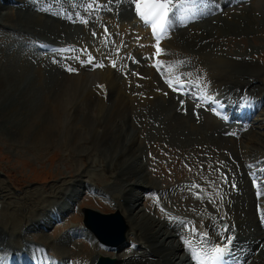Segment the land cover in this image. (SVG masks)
I'll return each instance as SVG.
<instances>
[{
	"label": "bare ground",
	"instance_id": "1",
	"mask_svg": "<svg viewBox=\"0 0 264 264\" xmlns=\"http://www.w3.org/2000/svg\"><path fill=\"white\" fill-rule=\"evenodd\" d=\"M204 1L206 0H202L200 4L196 5L199 9H191L190 11L192 12L182 9L180 18L174 20L175 22L173 24L176 27L174 40H171L169 46H166L168 47L167 49L164 50V47L161 49V60L158 61V65L162 71L168 75H171L174 69H183L180 68L179 65H184L189 69L201 67L202 72L206 73L207 71L203 69L205 65L209 73H211V78L209 79L218 82V84L214 86H220L226 93L227 98H225L222 104L218 103L216 99L218 98V94H215L212 90L219 89L218 87L198 91L192 84H190V89L195 91V96L188 94L186 98H190L192 101L191 98L198 97V101L193 100L192 102L188 101L185 103L182 101L183 96L181 97L180 94L171 91L161 79L156 85L154 82L158 75L155 69H144L142 65L138 66V69L142 67L144 71L149 72V75L143 79L134 71L132 77L134 78L133 74H135L136 80H140V86H136L135 79L134 81H129L128 77H126L127 74H131L128 73L129 69L125 67L126 70L122 71L126 73L124 76L126 79L123 76H116L111 68H109L113 64V58L110 59L107 57V59H109L107 64H105L107 69L104 68L102 71H95L92 80L90 75L89 78L91 81H88V83H92L93 80L94 82L96 80L99 82L100 87L92 84L88 86V89L83 87L82 82L87 83V78L84 75L86 70L82 71V73L79 72L80 69L78 72L76 70V73L72 72L75 73V75L66 73L63 75L66 88L64 92L62 91L61 93V95H65V98L60 99L59 102L49 107L50 111L59 113L61 111V106L59 105L66 102L62 110L66 111L67 115L64 118L68 120L73 118V111H77L76 114H78L80 108H83L81 106L82 100L96 101L98 98L100 100V105L97 107V109H99L93 110L92 113L95 114L90 115V122L88 119L87 120L91 126L93 125V142H103V146L108 148L107 151L115 153V157H112L113 159L110 160L107 159L106 161L103 159V161L100 162V164L102 163L104 172H109L111 170V173H108L110 174L109 177L111 182L99 187L97 186V190H100L101 193L108 196L111 201H115L114 208L120 210L127 219V216L121 208L124 206L125 212L129 213H127V215H130L132 221V223L128 221L131 229H135L138 232L141 231V233L147 237L146 240L144 239L139 243L136 249L128 252L132 253L130 256L128 254L126 257L120 256L116 264H194L195 261L191 259L193 258V249L212 250L215 246H221V241H225V238L228 236L232 237L234 233H237V236L232 239L230 262L232 264H264V87H262L264 79L263 75L259 74L258 68L249 63L251 62L250 57L256 54V48L251 50L247 47L246 49L243 45H235L236 43L224 47L222 44L225 42L221 43L222 40H226L229 36H231V38L235 36L240 37L245 34L249 36L264 30L263 26L260 28V24L264 23V0H209V2L206 1L207 3ZM132 2L133 0H0V11L1 9H6L8 11L6 16L0 14V100L2 95L8 93L6 100L0 102V124L15 132L25 131L34 126L32 124L37 123V121H31L27 112L33 111V101L38 97L41 96L43 99L46 98V103L49 101L44 91L46 88H50L51 84H54L56 79H54L53 75H59L61 71L65 70L66 65L68 67L81 65L79 63H82L83 59L81 61V58L79 59L75 52L79 53L78 56H80L81 51H84L86 48H92L95 57L101 56V51L97 50L99 47H91V45L95 43H93L94 39L99 41L104 39V37L107 36L106 33H108L110 29L112 30L111 34H114L119 27L125 29L123 26L124 23L128 22L131 24L132 21L136 22L141 28L140 32H142L146 40L154 46L155 40L152 39L147 26L142 24L135 16L136 12ZM174 12H176V10ZM243 24L244 27H242ZM53 36L56 38H52ZM165 38L166 32L163 34L161 43H164ZM221 38L222 40H220ZM214 40L216 41L215 45H211L209 42H214ZM37 41L53 43L60 48L56 51L34 57V60L30 62L28 68L25 69L24 67H26L28 63H23L20 60L21 58L24 59L23 57L29 60V57L26 53H23V51H29L31 47V49L38 48L35 44ZM157 44H159V42ZM6 45L9 46L6 48ZM223 51L228 52L231 59L236 61V63L231 60L223 59L225 58ZM16 53H18L20 57H17L18 54ZM69 54H71L70 57L68 56ZM202 54H205L207 58L203 56L204 60H202ZM179 56H188L190 59L179 61ZM15 57H17V59L14 60ZM195 59H197L198 62L196 61L192 64V67L190 63ZM76 62L79 63L76 64ZM118 63L121 62L118 61ZM22 66L23 69H19ZM135 67L133 68L137 71V64ZM13 68H15V70H13ZM79 68H81V66ZM133 68L130 72H132ZM185 74L187 75L189 72L186 71ZM62 77L60 76V78ZM168 79L173 81V79L169 77ZM102 83H106L105 88ZM79 87L84 89L82 91L79 90L82 100L81 98L78 99L76 96L70 95L72 91H77ZM106 91L108 92V96L106 95ZM27 92H30L32 97L26 98ZM199 93L200 95L198 96ZM243 95L248 97L251 102L250 105L244 106L241 104L239 97ZM72 99L79 101V105H72L71 108L68 107L73 103ZM218 105H223L225 107L223 111L225 112V118H227L229 124L225 123L223 120L210 116V113L205 111L207 106L217 107ZM186 106L187 108H185ZM144 108L152 109L150 112L151 114L146 115ZM127 111L130 114L129 117L126 116L128 120L127 123H119L118 121V123H114V115L119 113L122 115ZM137 116L145 118L144 120L137 119ZM151 116L157 117H155L154 125L158 121L160 125L154 126L150 124L148 120ZM54 117L56 123L52 126L45 124V129L40 132L41 134H34L35 141H47L48 136L53 137V135H57V131L61 130L58 125L59 123L62 124V117H58V114L54 115ZM95 117L97 119V125L95 123ZM197 117H201L203 120L195 121ZM210 117L213 118V121H211ZM85 118L88 117L85 116ZM140 120L142 121L139 127L137 122ZM150 121L153 123L152 118ZM205 121L209 123H205ZM113 123L118 126L111 128V126H114ZM222 127L224 129H222ZM68 128H70L69 130L73 133L80 136L83 135V132L79 130L77 122L68 125ZM165 129L167 135L162 132V130ZM155 130L157 133L165 134L167 138L173 136V138H170L175 139L177 137L176 139L181 142L180 145H185V147L193 143H205L207 139L215 136L217 137L220 133L219 137L215 138V141L222 143L224 148L227 149L225 157L233 158L232 154L235 152L240 160L244 159V166H242L243 168H241V171H238L241 172L237 177L238 180L233 183L237 187L236 190L238 189L237 193L233 194L235 201L233 207H231L232 204L229 203L225 205V208L217 207L220 209L219 211L211 209L209 211L207 210L206 213L203 210V213L196 212L197 216H194L192 212H188L190 210L186 212L180 211L178 209L180 208V203L178 202L175 205L173 203L177 209L169 207L170 209L177 210L178 216L181 219H190L193 223L203 228L205 233L208 234L207 238H205V242L198 241L199 244L196 241L197 239L195 240V238L191 236L190 229H186V227L183 229L180 228V231L175 230L171 226L168 228V225H166L164 221L160 218L158 219L150 216L151 214L146 213V210L143 208L142 200H144L145 195H147L145 193L146 191L161 194V199L158 200L159 203V201H164L163 191L169 189L170 186H167L165 182L159 185L155 180L149 179L148 176L143 175V172H145L143 162L146 159L143 160L139 152L144 144L147 145V134L144 132L148 131V134H157L156 132L154 133ZM142 133H144V136H140ZM232 133L237 134L240 140L244 139L243 142L239 140L241 142L240 146H238V142L231 136ZM24 135L25 134H21L20 136ZM163 135L161 134V136ZM163 139L158 138L156 141H162ZM77 140L78 138H76V141ZM50 141L52 142L55 140L51 139ZM191 141L192 143H189ZM233 142L235 148H232V153V150L228 149V147L231 144L233 145ZM91 148L93 149L94 147L91 146ZM84 150L87 149L84 148ZM228 158H226V160ZM247 162L250 163L249 167H246ZM240 165H242V163ZM221 167L224 168V173V170H227L226 167H229V165L228 163L222 164ZM249 171L256 175L254 180L259 184L257 187V190L260 191L259 200H256L255 191L253 192V188L251 187L253 180L251 181V179L247 177V175H250ZM85 172V169L81 171L78 169L75 172L76 174L73 175L71 181L73 187L71 192H69L70 200H73L76 195L80 194L88 187L84 182L86 180H83ZM221 174L222 173L219 175ZM240 180L249 186V192L244 194L241 193V196H238L237 194L240 193L239 190L241 188ZM212 181L214 182V180ZM230 181H232V179ZM190 182L193 183V181ZM224 182L226 183V181ZM89 184L91 188L95 187L94 183L89 182ZM173 184L174 183L171 185ZM135 188L137 189L135 190ZM212 188L213 189H210V191L215 190L214 187ZM6 189L7 187L0 183V199L3 198V195L5 196ZM115 192H117V194ZM213 197L215 196L213 195ZM218 197L220 196H216V198ZM23 199L26 198L23 197ZM43 201H41L42 204ZM120 201H123L124 204L122 205ZM6 203L10 205L8 206L12 210L19 206L13 199H6ZM223 203L226 204V202ZM252 204L256 209H254V213L251 211ZM54 205L55 202L50 203L48 207H55ZM181 205L182 209H184V204ZM206 206L208 207V205ZM36 207H38V204ZM43 208L45 209L46 205H43ZM58 208L60 209L61 207ZM62 208L64 212L69 210V207ZM5 210L4 206L0 208V264H9L8 260L10 256L22 257L24 253L28 255L32 250L38 253L37 246L33 245L29 239L31 238L30 233L35 231L41 233V237H43V233H45L53 222L49 217L41 222V216L34 217L31 210L26 214H21L19 212L20 210H16L15 212L12 210V212H5ZM181 213L183 215H190V217H183ZM210 214L213 215L208 216ZM5 215H9V220L4 218ZM25 216L28 218L26 220L27 222L21 223V221L25 219ZM222 221H225L226 224L229 223L228 230L226 227L221 226ZM204 223H206V226L203 227ZM10 225H14L15 227L18 226V228L13 230ZM177 228L179 229V226ZM138 232L137 234L135 233L137 237L141 234L138 235ZM86 233L91 232L86 230ZM179 233L180 235H178ZM66 241L67 240L62 244L64 247H66ZM134 241L140 240L136 238ZM37 243L46 245L45 248L51 250L50 243ZM22 244H24L25 247ZM255 245V251L251 255ZM205 246H208V248L205 249ZM149 247H151L150 251L148 250ZM45 248H41L40 251ZM91 248L87 247V260L92 262H94L95 258L98 256V253L106 250L102 246L96 249V251L94 248ZM257 251H259L258 254H256ZM64 252L65 254L70 252V255L75 254L72 252V249ZM39 253L40 256L50 259L47 258L44 253ZM57 259L58 256L54 255V260Z\"/></svg>",
	"mask_w": 264,
	"mask_h": 264
},
{
	"label": "rangeland",
	"instance_id": "2",
	"mask_svg": "<svg viewBox=\"0 0 264 264\" xmlns=\"http://www.w3.org/2000/svg\"><path fill=\"white\" fill-rule=\"evenodd\" d=\"M178 1L179 2H177L176 7L174 9V11L176 10V12H174V15L172 17L173 22L171 21V23H170V26L168 28L166 38H165L166 42L162 43V48H163V46H169L170 41L174 40V37H175L174 34L176 31V27L173 24L175 22L174 20L177 18H180L181 14H182V13L180 14V12L182 11V9H186L185 8L186 2L181 3V0H178ZM245 1H251V0H245ZM197 9H199V8H197ZM186 10H188V9H186ZM189 11H187V12L188 13L192 12V11H190V12ZM7 12L8 11L6 9H1L0 14L3 16H6ZM261 24H260V28H261V26H263V28H264V23H261ZM123 26L128 31L125 30L123 27H119L114 32V34H111L112 30L108 29L109 32L106 33L107 36H105L104 39H102L100 41L97 39H94L95 41L93 40V43L94 42L95 43L92 44L91 47L98 46L100 48V50H99V48H97V50L101 51L100 52L101 56L95 57V54L92 51V48H86L84 51H81L80 56H78L79 53L75 52L77 57L79 59L81 58V61L83 59L82 63L76 62V64L79 63L81 65H79V66L75 65L76 67H70V66L68 67L66 65L65 70L61 71V73L59 75H57V74L55 76L53 75L54 79H56L54 82L55 86H54V84H51L52 88L48 87L44 91V94H47L49 101L46 103V98L43 99L40 96L35 101H33L34 104L32 103L34 105L33 111L27 112L31 121H37V123L32 124L34 126H32L30 129L25 130V131L15 132V131L10 130L9 128L4 127L3 125L0 124V183L4 184V186L7 187L5 194L13 196V198H10V199H13L14 201H16L17 205H19V206H17L18 208L12 210L9 208V206H10L9 204L3 202V203H1L0 208H2V206H4L6 209L5 212H7V211H9V212L14 211L15 212L16 210H18V211L20 210L19 212L21 214H26L31 210L34 217L37 216V213L39 215L43 214L44 211L40 210L42 208L39 209V207L40 206L43 207V205H46L45 201H48V200L52 201L55 198L60 199V197H54V196L55 195L56 196L62 195V192L68 188V185L70 184V182L73 179L72 178L73 175L76 174L75 172L78 169H79V171H81L82 169L86 170V172L84 173L83 180H86L87 182L95 181L96 179L98 181L102 182L103 185L111 182V180L108 177V176H110V174H108V173H111V170L108 169V170H110L109 172L108 171L104 172V169L102 168V163L100 164V162L103 161V159H105L104 161H106L107 159L108 160L113 159L115 157V153H113L111 151H107L108 148L106 146H103V142H101V141L97 142V143L93 142V136H92V131H93L92 126L93 125L91 126L89 124L90 119H91L90 115L95 114V113H92L93 110L99 109V108L97 109V107H99V105H100L99 98L96 101H91V100H84L83 101L82 98L80 97V94H81L80 91L84 90L83 88L79 87L77 91H72L70 95L76 96L78 99L81 98V100H82L81 106L83 108H80L78 114H76L77 111L72 110L74 114H72L69 111L72 114L73 118L68 119V120L66 118H64L67 115L66 111L62 110V109H64V105H66V102H63L61 105H59V106H61V111L59 113H54V111H50L49 107H50V105L59 102L60 99L65 98V95H61V93H62V91L64 92V90L66 88L65 80H63V78H64L63 75H65L66 73H69L71 75L72 74L75 75L76 70L78 72L80 69L79 72H81V73H82V71L86 70L85 71L86 73L84 75L87 78V80H86L87 83L82 82L83 87L88 89L89 88L88 86H91V84L99 87L98 81L95 80V82H94V80H93L92 83H90V82L88 83V81L92 80L95 71H102V69H104V68L107 69V67L105 66V64H107V62L109 61V59H107V57H109L110 59L113 58L112 63H115V67L112 64V66L109 68H111V70L113 71L114 74H116V76L119 75L121 77L122 76L124 77L126 75V73L125 72L123 73L122 71L126 70L125 67L129 69L128 73H131V74H127V76H126V77H128L129 81H134V79L136 80L135 74H133L134 78L132 77V73L134 71L137 72V74L143 79L145 77H147V75H149L148 74L149 72L144 71L142 69V67L144 69H152L153 68V65L151 64V62H152L151 57H152V53L154 51L153 44L149 43L146 40V37L143 35L142 32H140L141 28L136 24V22L132 21L131 24H129L127 22V23H124ZM242 27H244V24ZM261 33H263V34H261ZM252 37H254V38H252ZM52 38H56V37L53 36ZM230 38H231V36H229L226 40H222V38H221L220 39V40H222L221 43L225 42L224 44H222V46L224 45V47H226V46H229L231 44L236 43L235 45H238V46L243 45V47L244 48L246 47V49H247V47L250 48L251 50L252 49L254 50L256 48V50H257L256 54L253 57H250L251 62H249V63L258 68L259 74L260 75L262 74L263 79H264V72H263L264 71V30H262L259 33L254 34V35L251 34L248 36V34L247 35L245 34V35L240 36V37L235 36L231 39ZM209 43H211V45H215L216 41L214 40V42H209ZM8 46L9 45H6V48ZM21 46H24V45H21ZM31 48L29 49V51L31 53L28 50L23 51V53L27 54V56L29 57V60H26L25 57H23L25 60L22 58L20 60L23 63H28L27 66L24 67L25 69L28 68V65H30V62H32L34 60V57L39 56L41 54H44L37 49L34 50V48L33 49H31ZM16 54H18V53H16ZM35 54H37V55H35ZM224 55H225V58H223V59L231 60L232 62L236 63V61L231 59L228 52H224ZM68 56L70 57L71 54H69ZM90 56L93 57V60L91 61V63H88L87 61H88V58ZM203 56L205 58H207V56L205 54H202L201 55L202 60H204ZM17 57H20L19 54ZM17 57H15L14 60L17 59ZM71 58H73V57H71ZM118 61L121 63H118ZM196 61H197V59L192 60L190 65L193 67L192 64H194ZM98 62L99 63L103 62L104 66H102V67L98 66ZM136 64H137V69H138V66L142 65V67H140L141 69L139 68L137 71L134 70L136 68L135 67ZM82 65H83V67H82ZM80 66H81V68H79ZM133 67H135V68H133ZM69 68H72L73 71H71V72L68 71ZM74 68H75V70H74ZM87 68H88V70H87ZM132 68H133V70H132V72H130V70ZM19 69H23V66ZM191 69H192V74L195 75L194 81L198 85V88L200 90L206 89L209 86H214V85L218 84L217 81H213L212 79H209V78H211L210 77L211 73H209V70H206L207 72L203 73L201 67H199V68L194 67ZM13 70H15V68H13ZM72 72H75V73H72ZM261 72H263V73H261ZM90 75H91V77H90ZM16 76H17V74H16ZM60 76L61 77L63 76V77L60 78ZM89 77L91 78V80ZM126 77H124V78L126 79ZM139 81L136 80V84H137L136 86H140ZM159 81H160V78H159V76H157V79L155 80L154 83L157 85V83ZM62 82H64V83H62ZM262 87H264V83H262ZM199 89H197V90L199 91ZM7 95H8V93L5 95H2L0 102L6 100ZM199 95H200V93L198 94V96ZM30 97H32L31 93L27 92L26 98H30ZM193 100H195V99H192V101ZM72 101H73V103L70 104L68 107L71 108L72 105H74V106L79 105V101H77L76 99H74V100L72 99ZM182 101L187 103L188 101H191V100H190V98L182 97ZM259 106H261V105H259ZM263 107H264V105H263ZM77 108H79V107H77ZM185 108H187V106ZM144 111H146V115H148V114H151L150 112L152 111V109H145L144 108ZM127 112H125L122 115L120 113L117 115H114V117H115L114 123H116L117 121L119 123L120 122L121 123H127V121H128L127 117H129V115H130L129 112L128 113ZM254 113H258V112H254ZM56 114H58V117H62L63 122H62V124L59 123V125H58L60 127L59 129H61V130L57 131V135H53V137L48 136L47 141H42V142L35 141L34 134L36 135V134L42 132L43 129H45L44 128L45 124L52 126L56 123L55 117H54V115H56ZM75 115H76V117H75ZM123 115H125V116H123ZM85 116H87L88 118H85ZM210 116H212V115L210 114ZM155 117L151 116L153 123H151L152 121H150L151 118L148 120L150 124L154 125ZM144 118L145 117H142V116L138 117L137 116V119L144 120ZM198 118H199V120H198ZM87 119L89 120V122ZM210 119H211V121H213V118L210 117ZM93 120H94V116H93ZM133 120H134V118H133ZM142 120L137 122L139 124V127L141 126L140 122ZM202 120H203V118L197 117V120H195V121H202ZM38 121H39V123H38ZM74 122L78 123L79 130H80V132H83V135L80 136L76 133L71 132V130H69L70 128H68V125H72ZM96 122H97V119L95 117V123ZM205 123H209V122L205 121ZM65 124H66V126H65ZM96 125H97V123H96ZM158 125H160L159 121L156 122V124L154 126H158ZM116 126H118V125L114 124V126H111V128H114ZM62 128H63V131H62ZM222 129H224V128L222 127ZM155 132L157 133L156 130L154 131V133ZM162 132L167 135L166 129L162 130ZM144 133L147 134V139H148L147 145L144 144V146L141 147L140 152H139V154L143 157V160L144 159L147 160V161L144 160V162H143V165L145 167V170L143 169L145 171V172H143V175L148 176L149 179L155 180V182H158L159 185H162V183L164 184V182L167 183V186L170 185L169 189H167L166 191H163L164 197L167 201L166 203L168 205H170V207L177 209L174 205L178 202V203H180V205H179L180 208H178L180 211L186 212L187 210H190L188 212H192V214L194 216H197L196 212L197 213H200V212L203 213L202 210L205 213L207 212V210L209 211L211 209H215V211H219L220 209H218V208H220V205H222V204L224 205V206L222 205L223 207H225V205H228L229 203L232 204L231 207H233V205H235L233 194L237 193L238 189L236 190L237 187L233 183H235V181L238 180L237 177H238L239 173H241L238 171H241V168H243L242 167L243 162H242V159L240 160V158H238V156L235 152L233 153L232 148L235 146L234 142H233V145L231 144L232 146L230 145L228 147V149L232 150V153H233L232 155L234 158L233 159L232 157L231 158L225 157V152L227 151V149L224 148L222 143H218L217 141H215V138H218L220 133L217 135V137L215 136L213 138H209L210 140L207 139L206 140L207 142H205V143H193V144L188 145L186 147H185V145L184 146L180 145L181 142H179L180 140L176 139L177 137L175 139H172L173 136H170L172 138H170V137L167 138V136L165 134H164L165 135L164 136L163 133H159V132H158L159 134L158 133L157 134H153V133L148 134V131H145ZM144 133H142V135L140 134V136H144ZM21 134H25V135L20 136ZM161 134L163 136H161ZM50 138L52 140H55V141L51 142ZM76 138H78L77 141H76ZM158 138H161V139L164 138V139L162 141L161 140L156 141V139H158ZM226 139H228V138H226ZM219 140H221V139H219ZM243 140H242V142H243ZM35 143H41V144H35ZM189 143H192V141ZM91 146H93L94 148L92 149ZM238 146H240L239 143H238ZM84 148L87 150H84ZM176 148H178V149H176ZM89 149H91V150H89ZM234 155H236V156H234ZM221 158H225V159L228 158L227 163H228L229 167H226V168H227V170L229 168L230 169L228 171L224 170V173H223L224 168L221 167V165H222V163L220 162ZM159 161H160V164H159ZM194 161H196V162H194ZM240 162L242 163V165H240L241 164ZM182 163H183V165H182ZM239 165H240V168H239ZM167 166H169V167H167ZM227 172H229V173H227ZM220 173H222V174L219 175ZM222 176L224 178V181H226V183L223 181ZM231 179H232V181H230ZM233 179H234V181H233ZM212 180H214V182ZM190 181H193V183H191ZM84 182H82V183H84ZM188 182H190V183H188ZM210 182L213 184H211ZM172 183H174V184L171 185ZM216 183L217 184L219 183V184L217 185ZM240 183H241L240 184L241 188L239 190L240 193L237 194L238 196H241V193L244 194V193L249 192V186L247 184H245L244 182H241V180H240ZM204 184H208V186L206 185L204 187ZM215 184H216V188H215ZM225 184H227V185H225ZM233 185H235L234 186L235 188L233 187ZM209 186H211V187H209ZM212 187H214L215 190H211L212 191L211 192L210 189H213ZM223 188H225V189H223ZM136 189L137 188H135V190ZM216 189H217V191L218 190L219 191L217 192ZM226 189H227V191H226ZM49 191H51V192H49ZM150 192L152 193V191H149V192L146 191L145 193L147 195H145L144 200H142V205H143V208L146 210V213L151 214L150 216H152V217H155L158 219L160 218L162 221H164V223L166 225H168L167 226L168 228L171 226L172 228H174L177 231H180V228L183 229V228H185V226H187L189 224H190V226L192 225L191 222H188L189 224L186 223L189 219H186V220L183 219L184 220L183 221L182 219H179V217L177 218L176 216L174 217L173 215H170L166 212H162L159 208H157V206L152 201V197H151ZM192 192H195V193H192ZM49 193H51L50 196L47 195ZM115 193L117 194V192H115ZM223 193H224V195H223ZM96 194H97V192L94 189L86 188L85 191L83 190L76 197V199L71 203V205H70L71 211L66 212L64 214V218H63L64 221L63 222H61L60 224L59 223L51 224L49 229H47V231H45V233H43V237H41V233H38L35 231L30 233L32 238L36 239V241L43 242V243H50L51 250H52L51 253L58 256V258L60 260L57 264H82L85 256L88 255L87 254V247L88 248L93 247L92 243H90L88 241L84 242L83 239L81 237H79L78 235H75V233H73L71 229L73 228V226H78L82 222V213L80 211V207H90V208L91 207H101V203H99L98 200L95 199ZM165 194H166V196H165ZM213 195L215 197H213ZM216 196H220V197L222 196L221 197L222 199L220 197L216 198ZM225 196H226V198H225ZM23 197H25L26 199H23ZM89 197H91V198H89ZM5 199H3V200H5ZM43 200H45V201H43ZM222 200H224V201H222ZM1 201H2V199H1ZM41 201H43V204ZM203 201L206 203H204ZM168 202H170V203H168ZM198 202H201V203H198ZM223 202H226V204ZM173 203H174V205H173ZM24 204H25V206H24ZM37 204H38V207H35ZM181 204H184L183 208L185 210L182 209ZM205 204L208 205V207ZM253 204H254V202H253ZM253 204L251 206L252 213H254L256 210ZM102 205H105V204H102ZM7 207H8V209H7ZM123 209L125 210V207H123ZM101 210L102 211L106 210V207L104 206V208ZM174 211L177 212V210H174ZM166 215H167V218H166ZM211 215H213V214H210L208 216H211ZM128 217L130 218V215ZM183 217L188 218V217H190V215L184 214ZM4 218L8 219L9 215H5ZM27 219H28L27 216H25V219L23 221H21V223H24ZM202 219H204V218H202ZM178 220H180V221H178ZM129 222L132 223L131 219ZM178 226H179V229L177 228ZM10 227L13 230L15 228L16 229L18 228V226L15 227L14 225H10ZM191 228L193 229V227H191ZM69 229H70V231H69ZM186 229H187V227H186ZM134 230L135 229L132 230L130 228V231H132L134 234L135 233L137 234L138 231H136V230L134 231ZM140 233H141V231L138 232V235ZM134 234L131 235V239L137 237V235L135 234L136 235L135 236ZM141 234L138 236V239L143 238L146 240L147 237H145L144 234H142V235ZM178 235H180V233ZM69 236H70V238H69ZM34 239H32V240L35 242ZM65 240H67L66 241L67 242L66 247H64L62 245ZM69 243H71V244H69ZM126 247H127V245H126ZM126 247H122L120 249V255H122V256L124 255V253L126 251V249H125ZM59 248H62V249H59ZM255 248H256V245L254 246L253 251L251 252V255L255 251ZM71 249H72V252L75 254L70 255V252H68L69 254L68 253L65 254L64 251H66V250L70 251ZM69 255L70 256L73 255V256L70 257Z\"/></svg>",
	"mask_w": 264,
	"mask_h": 264
},
{
	"label": "snow or ice",
	"instance_id": "3",
	"mask_svg": "<svg viewBox=\"0 0 264 264\" xmlns=\"http://www.w3.org/2000/svg\"><path fill=\"white\" fill-rule=\"evenodd\" d=\"M133 2L135 4V11L137 15L146 23L151 22L154 34L156 30H164L166 28V23L169 18V5L171 3V0H133ZM183 2H185V0H181V3ZM160 52L161 49L157 45V54H159ZM92 60L93 57L90 56L87 62L91 63ZM98 66L102 67L104 65L100 64ZM113 66L115 67V63H113ZM68 71H73V69L69 68ZM166 82L169 84L170 87H173L171 80H168ZM177 85L180 88H183V85L180 83L179 80H177ZM232 239L233 238L231 236H228L225 238L224 246H215L212 249V253L208 258L212 260L214 264L215 262H218L223 259L224 256L230 251Z\"/></svg>",
	"mask_w": 264,
	"mask_h": 264
},
{
	"label": "water",
	"instance_id": "4",
	"mask_svg": "<svg viewBox=\"0 0 264 264\" xmlns=\"http://www.w3.org/2000/svg\"><path fill=\"white\" fill-rule=\"evenodd\" d=\"M116 216V217H115ZM93 217V218H92ZM118 215H100L97 213L89 214V219L87 220L88 225L96 231V233L100 236V238L109 243L116 244L119 243L124 238V233L126 231V226L123 219ZM101 227V228H100ZM112 230V231H111ZM109 236L116 235L113 241V237L109 238ZM108 261H112L108 256H101L100 264H106Z\"/></svg>",
	"mask_w": 264,
	"mask_h": 264
}]
</instances>
